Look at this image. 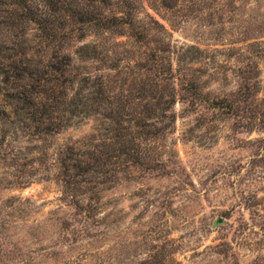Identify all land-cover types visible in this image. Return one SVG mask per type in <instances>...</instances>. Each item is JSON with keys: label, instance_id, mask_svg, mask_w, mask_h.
Masks as SVG:
<instances>
[{"label": "rangeland", "instance_id": "374dc122", "mask_svg": "<svg viewBox=\"0 0 264 264\" xmlns=\"http://www.w3.org/2000/svg\"><path fill=\"white\" fill-rule=\"evenodd\" d=\"M140 1L139 18L165 31L145 42L119 37V67L92 62L80 72L106 76L142 162L116 157L113 172L66 189L60 150L97 142L108 121L75 120L42 140L6 107L0 264H264V0H177L170 13L160 0ZM167 44L200 56L185 61L197 94L174 81L172 109L167 58L177 55ZM252 62L258 79L244 72Z\"/></svg>", "mask_w": 264, "mask_h": 264}, {"label": "trees", "instance_id": "16d2710c", "mask_svg": "<svg viewBox=\"0 0 264 264\" xmlns=\"http://www.w3.org/2000/svg\"><path fill=\"white\" fill-rule=\"evenodd\" d=\"M177 3L160 0L166 13L173 12ZM141 6L140 0H0V117L6 115L4 109L8 107L15 122L33 129L32 135L42 140L72 127L75 120L80 123L95 118L102 126V120L108 121L104 128L107 133L97 142L94 136L85 137L60 150L57 164L66 189L78 185L82 176L96 179L113 172L111 167L121 166L118 159L113 160L116 157L125 156L126 164L142 162L131 154L135 148L126 139L130 133L123 126L122 100L110 96L106 76L80 72L92 62L110 64L111 69L119 67L125 56L114 49L124 45L117 41L119 37L145 42L155 39L152 31H165L154 17L149 16L148 22L139 18ZM111 36L115 40L112 48L107 44ZM88 38L91 41L85 43ZM33 39L38 43L32 44ZM72 42L78 46L69 52ZM165 47L177 55L167 58V78L173 83L167 104L172 109L178 94L174 81H179L184 91L197 94L199 87L187 79L190 68L185 61L188 53L193 54L190 61L200 56L194 55L193 48ZM255 64L252 62L244 72L258 79ZM115 152L119 155L114 156Z\"/></svg>", "mask_w": 264, "mask_h": 264}]
</instances>
